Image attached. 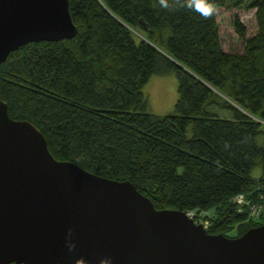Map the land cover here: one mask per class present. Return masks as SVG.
<instances>
[{
  "label": "trees",
  "instance_id": "trees-1",
  "mask_svg": "<svg viewBox=\"0 0 264 264\" xmlns=\"http://www.w3.org/2000/svg\"><path fill=\"white\" fill-rule=\"evenodd\" d=\"M246 1L207 0L216 10ZM69 6L76 36L27 43L0 65L10 116L33 123L56 159L130 180L156 208L210 211L209 233L264 224V0L248 5L255 34L234 20L242 52L223 49L216 11L205 18L159 0ZM170 73L178 100L155 114L143 88ZM239 194L263 205L257 218Z\"/></svg>",
  "mask_w": 264,
  "mask_h": 264
},
{
  "label": "water",
  "instance_id": "water-1",
  "mask_svg": "<svg viewBox=\"0 0 264 264\" xmlns=\"http://www.w3.org/2000/svg\"><path fill=\"white\" fill-rule=\"evenodd\" d=\"M76 34L69 0H0V65L27 43ZM81 258L87 264H264V224L238 237L209 233L183 210L156 208L130 180L56 159L44 134L13 119L0 100V264Z\"/></svg>",
  "mask_w": 264,
  "mask_h": 264
},
{
  "label": "rangeland",
  "instance_id": "rangeland-1",
  "mask_svg": "<svg viewBox=\"0 0 264 264\" xmlns=\"http://www.w3.org/2000/svg\"><path fill=\"white\" fill-rule=\"evenodd\" d=\"M253 0H247L246 4L236 7L232 3L216 10L219 23L221 42L225 51L242 52L244 39L239 35L234 26V20L238 16L246 27L247 36H252L258 30L255 16V9L248 5ZM144 94L149 102L150 110L159 115L170 113L178 100V78L175 73L164 75H153L143 88ZM257 218V217H256ZM258 222L263 220L259 217ZM239 225L227 230L225 234L236 237L239 232Z\"/></svg>",
  "mask_w": 264,
  "mask_h": 264
},
{
  "label": "clouds",
  "instance_id": "clouds-1",
  "mask_svg": "<svg viewBox=\"0 0 264 264\" xmlns=\"http://www.w3.org/2000/svg\"><path fill=\"white\" fill-rule=\"evenodd\" d=\"M159 3L165 9L178 4L180 7H185L198 12L205 18L211 17L216 11L215 5L208 3L207 0H171V2L170 0H159ZM69 235H71V232ZM68 246L70 250L75 248L74 244H69ZM77 264H87V261L81 258L77 261ZM101 264H110V260L105 259L101 262Z\"/></svg>",
  "mask_w": 264,
  "mask_h": 264
},
{
  "label": "built area",
  "instance_id": "built-area-1",
  "mask_svg": "<svg viewBox=\"0 0 264 264\" xmlns=\"http://www.w3.org/2000/svg\"><path fill=\"white\" fill-rule=\"evenodd\" d=\"M234 201L240 206V210L243 207L249 206L250 207V214L254 217H258L263 210L262 204H257L252 202L251 200H247L243 194H239L234 198ZM187 214L195 220L196 223L202 224L206 229L210 226L211 223V212L207 210L196 211L191 210L188 211Z\"/></svg>",
  "mask_w": 264,
  "mask_h": 264
}]
</instances>
